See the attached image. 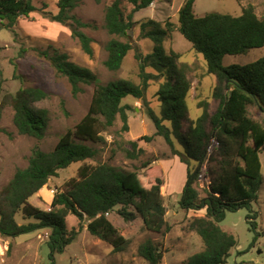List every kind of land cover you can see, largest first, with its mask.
<instances>
[{
    "label": "trees",
    "instance_id": "16d2710c",
    "mask_svg": "<svg viewBox=\"0 0 264 264\" xmlns=\"http://www.w3.org/2000/svg\"><path fill=\"white\" fill-rule=\"evenodd\" d=\"M94 1L101 4L104 0ZM155 1L114 0L106 8L105 28L112 37L106 46L108 58L105 66L108 70L116 72L121 69L125 58L134 49L130 35L138 25L134 16L151 7ZM82 2L60 0L58 13H46V16L52 22L67 26L82 50L93 56V40L83 31L91 25L75 14ZM195 2L185 0L181 7L179 32L196 52L204 56L208 75L215 77L212 96L218 103L217 110L212 114L209 102H201L202 116L197 120L190 118L187 99L193 89L192 69L180 61V54L173 50L167 52L165 48L174 28L170 22L163 24L147 19L139 24L141 37L154 44L151 53L136 54L140 84L119 79L100 85L91 70L71 62L67 54L55 49L53 55L43 52L58 73L68 79L74 95L83 92V85L95 84L96 88L90 109L82 121L60 139L53 151L36 150L29 158L28 166L18 169L1 190V237L15 239L49 229L47 244L54 258L77 241L84 230V223L94 238L111 245L115 253L125 252L130 240L109 217L114 213L127 223L141 218L145 229L153 233L164 235L172 230L166 219L168 211L162 195L163 181L157 178L150 184L141 172H127L107 163L83 165L78 177L57 190L49 211L30 202L51 178L58 177L60 171L74 163L97 159L101 153L99 146L107 144L104 134L116 126L118 119L122 128L114 133V154L121 151L126 158L138 160L145 153L137 141H124L121 137L130 132L128 111L131 106L123 104V100L130 96L143 102L154 122L155 135L163 137L173 155L187 165V183L180 208L185 212L206 210L204 216L192 217L189 221V229L201 237L205 248L188 264H227L232 250L238 246L235 235L220 225L228 212L249 211L247 221L256 234L255 244L259 237V213L254 204L258 202L263 183L264 123L251 116L250 107L256 106L264 112V57L244 66L226 67L223 61L226 56L243 55L253 49L264 48V15L259 16L250 5L243 7L242 14L237 17L220 13L198 17L194 11ZM125 3L132 7L129 14L125 12ZM37 11L34 0H0V33L7 30L16 36L19 20L29 19ZM14 66L15 77L20 78L17 64ZM148 69L154 72H148ZM160 80L157 93L161 103L159 117L148 107L147 90L151 82ZM4 82L0 60V122L4 110L11 107L18 132L43 140L49 128L50 115L47 109L37 104L46 100L48 94L37 87H21L15 94L4 93ZM165 122H170L172 129L166 127ZM172 137L183 146V152L175 149ZM214 139L218 145L213 153L210 146ZM146 140L150 142L153 137H146ZM212 163L216 166L207 171L210 183L204 185L199 179L202 169ZM20 213L29 223H18L16 218ZM70 216L79 221L78 226L72 229L68 226ZM139 255L149 264H162L164 257L160 246L153 240H147L140 246Z\"/></svg>",
    "mask_w": 264,
    "mask_h": 264
},
{
    "label": "rangeland",
    "instance_id": "374dc122",
    "mask_svg": "<svg viewBox=\"0 0 264 264\" xmlns=\"http://www.w3.org/2000/svg\"><path fill=\"white\" fill-rule=\"evenodd\" d=\"M60 0H34L38 11L29 19L21 18L16 27L17 35L4 30L0 33V60L5 79L4 93L15 94L21 87H37L43 89L48 98L37 104L40 108L49 111L50 124L47 135L43 140L21 135L14 124V111L11 107L4 110L0 122V192L13 179L18 169L28 166L29 158L36 150L51 152L60 139L70 129H74L87 115L95 92L96 85H83V92L74 95L70 82L58 73L49 58L43 52L58 50L67 54L70 61L91 70L98 78V84L107 85L111 81L125 79L137 84L141 83L139 77V62L137 52L146 55L152 52L154 44L140 35V23L147 19H154L163 24L170 22L174 25L173 33L165 42L167 52L175 51L182 56L181 62L190 65V76L193 80V91L187 99L188 112L192 120L202 116L201 102H209V110L213 114L218 103L213 99L212 92L215 77L208 75L204 56L196 52L192 44L179 32V11L185 0H156L153 5L135 14L134 21L138 23L130 32L133 50L129 52L119 71L112 72L105 66L108 58L106 46L112 39L105 28L106 8L114 0H104L97 4L94 0H83L75 10V14L91 27L83 31L93 40V56L87 55L81 48L79 41L72 37L71 30L62 24L52 22L46 13L57 14ZM252 5L259 16L264 15V0H196L194 11L198 17L208 13H220L240 16L242 8ZM126 14L132 7L124 4ZM25 50V52H21ZM264 57V48L253 49L247 54L226 56L224 66H244ZM18 66V76L15 77V66ZM148 72L153 73L152 69ZM160 81H153L147 90L148 107L159 117L161 116V103L157 93ZM124 105H130L128 111L130 132L121 137L124 141H137L145 153L138 160L126 158L125 153L118 151L114 154L116 146L113 144L114 133L120 131L122 122L118 119L116 126L104 136L106 145L99 146L101 153L95 160L74 163L69 168L59 172L58 177L51 178L48 184L31 198L30 202L49 211L57 190L63 188L66 182L78 177L79 169L85 165L110 164L127 172L138 171L145 175L146 180L152 184L157 178L163 181L162 195L167 208L166 219L172 226L169 233L160 235L145 229L141 218L133 222H125L116 213L111 215L116 227L130 240L125 252L115 253L108 243L94 238L84 230L77 241L69 245L63 253L51 257V250L47 244L50 230H39L22 235L15 239L0 236V264H149L139 255L140 246L147 240H153L163 251L162 264H188L189 260L204 250L201 237L189 229L192 217L204 216L206 210L185 212L180 208L183 191L187 183V165L179 157L174 156L170 146L163 137L156 136L153 120L147 113L142 101L127 97ZM251 116L264 123V112L256 106L250 107ZM130 118L132 119L130 121ZM132 125V128H131ZM166 127L172 129L170 122ZM188 127V124L185 125ZM146 137H153L148 142ZM177 151H184L182 145L172 137ZM122 140V139H121ZM120 141V140H119ZM89 144V143H88ZM92 145V144H90ZM217 142L214 139L210 151L215 152ZM98 147V146H97ZM128 148V146H125ZM263 165V183L260 186L258 202L254 209L258 211V240L253 244L256 234L251 231L247 221L249 211L241 209L228 212L225 220L220 224L222 229L235 235L238 246L232 250L227 264H264V152L261 154ZM148 164L144 169V165ZM216 163L203 167L204 171L215 167ZM202 195V194H201ZM19 224H26L22 214L17 215ZM75 216L68 218L70 229L78 226Z\"/></svg>",
    "mask_w": 264,
    "mask_h": 264
},
{
    "label": "built area",
    "instance_id": "2783aa9c",
    "mask_svg": "<svg viewBox=\"0 0 264 264\" xmlns=\"http://www.w3.org/2000/svg\"><path fill=\"white\" fill-rule=\"evenodd\" d=\"M217 145H216V147H217ZM199 179H200L201 183H203L204 185H207L210 183V179L207 176V171H204V169H202V173H201ZM0 257H1V255H0Z\"/></svg>",
    "mask_w": 264,
    "mask_h": 264
},
{
    "label": "crops",
    "instance_id": "0c3cea01",
    "mask_svg": "<svg viewBox=\"0 0 264 264\" xmlns=\"http://www.w3.org/2000/svg\"><path fill=\"white\" fill-rule=\"evenodd\" d=\"M194 89V88H193ZM193 89H192V91H193ZM132 119L130 118V121H131ZM131 124V123H130ZM131 128H132V125H131ZM42 191V190H41ZM110 218H111V215L109 216ZM111 220H112V218H111Z\"/></svg>",
    "mask_w": 264,
    "mask_h": 264
}]
</instances>
